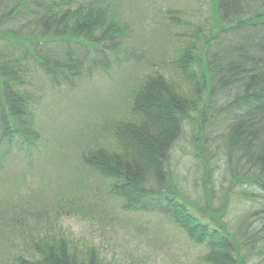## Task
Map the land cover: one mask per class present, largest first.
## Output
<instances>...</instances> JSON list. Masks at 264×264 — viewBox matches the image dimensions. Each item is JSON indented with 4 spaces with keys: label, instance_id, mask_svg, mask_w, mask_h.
<instances>
[{
    "label": "trees",
    "instance_id": "obj_1",
    "mask_svg": "<svg viewBox=\"0 0 264 264\" xmlns=\"http://www.w3.org/2000/svg\"><path fill=\"white\" fill-rule=\"evenodd\" d=\"M125 2L0 0V167L13 148H38L46 86L129 65L132 118L110 117L116 145L82 150L81 166L110 178L126 208L182 228L206 264H264V0H192L202 16L180 19L175 57L187 91L158 71L136 74ZM30 241L15 264H103L59 233Z\"/></svg>",
    "mask_w": 264,
    "mask_h": 264
},
{
    "label": "rangeland",
    "instance_id": "obj_2",
    "mask_svg": "<svg viewBox=\"0 0 264 264\" xmlns=\"http://www.w3.org/2000/svg\"><path fill=\"white\" fill-rule=\"evenodd\" d=\"M125 3L122 15L132 27L135 53L142 55L136 74L158 71L187 91L190 85L175 64L183 42L179 21L199 19L197 5L192 0ZM122 66L82 77L71 88L46 86L35 108L38 148H13L0 167V211L8 216L0 264H15L17 255L30 253V237L45 233H59L82 249L94 247L103 264H206L203 248L182 228L162 215L126 208L110 178L80 164L82 150L116 145L110 117L132 118L134 74L130 78L133 69ZM178 147L175 161L184 163L190 155Z\"/></svg>",
    "mask_w": 264,
    "mask_h": 264
}]
</instances>
